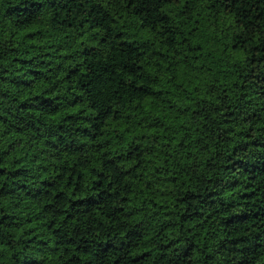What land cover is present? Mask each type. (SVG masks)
I'll return each instance as SVG.
<instances>
[{
    "label": "trees",
    "instance_id": "obj_1",
    "mask_svg": "<svg viewBox=\"0 0 264 264\" xmlns=\"http://www.w3.org/2000/svg\"><path fill=\"white\" fill-rule=\"evenodd\" d=\"M0 264H264V0H0Z\"/></svg>",
    "mask_w": 264,
    "mask_h": 264
}]
</instances>
